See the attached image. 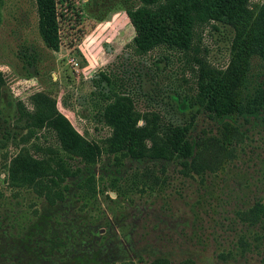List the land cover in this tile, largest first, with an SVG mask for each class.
Here are the masks:
<instances>
[{"label": "rangeland", "instance_id": "obj_1", "mask_svg": "<svg viewBox=\"0 0 264 264\" xmlns=\"http://www.w3.org/2000/svg\"><path fill=\"white\" fill-rule=\"evenodd\" d=\"M96 1L98 10L95 0H56L52 46L41 32L37 0H0V135L3 125L9 135L7 146L0 144V264H148L158 257L175 264H261L257 255L223 259L220 253L232 248L234 211L264 196V125L238 148L235 170L243 173L207 174L202 182L200 176H185L174 162L126 157L116 166L114 156L102 152L94 168L95 193L81 188V174L65 179V198L54 205L32 190L9 186V160L23 146L15 138L26 132L20 107L32 108L29 98L37 92H51L60 111L101 148L113 127L97 99L100 72L124 81L123 91L137 110L160 112L168 121L188 116L178 111L176 93L192 94L196 87L181 55L167 47L146 55L133 51V38L145 24L143 0ZM216 24L203 29L199 43L211 65L222 67L235 30ZM199 118L200 128L209 122ZM55 143V134L43 129L26 146L37 157L34 145ZM147 167L162 181L140 191L128 177L138 172V181L148 183L141 176Z\"/></svg>", "mask_w": 264, "mask_h": 264}, {"label": "trees", "instance_id": "obj_2", "mask_svg": "<svg viewBox=\"0 0 264 264\" xmlns=\"http://www.w3.org/2000/svg\"><path fill=\"white\" fill-rule=\"evenodd\" d=\"M37 2L41 32L50 45L56 46V0ZM140 13L145 24L133 38V51L146 55L158 47H167L181 55L196 87L192 94L176 93L178 111L187 110L188 116L168 121L160 112H141L135 108L133 97L123 91V80L100 72L95 81L97 99L105 105L104 115L113 127L101 148L60 111L51 92H37L29 98L32 108L20 107L19 120H24L26 132L15 138L19 139L18 146H23L8 163L7 180L12 189L32 190L54 205L65 198V179L81 174V188L95 193L94 168L102 152L113 155L116 166L126 157L174 162L185 176H200L202 182L207 174L217 177L231 170L243 173L238 167L235 170L238 148L252 130L264 125V1L252 5L251 0H143ZM218 22L235 30L229 61L222 67L211 65L199 43L203 29L209 24L217 28ZM3 83L0 71V98ZM201 115L209 122L200 128ZM43 129L54 133L57 143L34 145L40 153L36 157L26 145ZM8 136H0L2 146H7ZM70 158L78 159L81 165L73 166ZM141 176L148 183L138 181V172L128 177L131 186L140 191L153 189L162 181L150 167ZM152 179L154 184H150ZM234 212L235 239L232 248L220 253V257L257 255L264 264V196ZM148 264L175 263L158 257ZM177 264L194 263L186 260Z\"/></svg>", "mask_w": 264, "mask_h": 264}, {"label": "flooded vegetation", "instance_id": "obj_3", "mask_svg": "<svg viewBox=\"0 0 264 264\" xmlns=\"http://www.w3.org/2000/svg\"><path fill=\"white\" fill-rule=\"evenodd\" d=\"M103 1H105V0H103ZM99 7H100V3H99L98 1L95 0V2H93V9H94V10H95V9L98 10ZM5 126H6V125H3V129H2V131H1V135H0V136H3V134L6 133ZM0 128H1V127H0Z\"/></svg>", "mask_w": 264, "mask_h": 264}]
</instances>
